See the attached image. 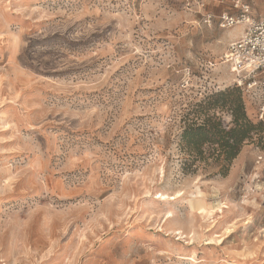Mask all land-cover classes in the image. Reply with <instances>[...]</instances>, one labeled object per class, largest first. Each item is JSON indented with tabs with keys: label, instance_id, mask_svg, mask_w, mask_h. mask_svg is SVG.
Instances as JSON below:
<instances>
[{
	"label": "rangeland",
	"instance_id": "374dc122",
	"mask_svg": "<svg viewBox=\"0 0 264 264\" xmlns=\"http://www.w3.org/2000/svg\"><path fill=\"white\" fill-rule=\"evenodd\" d=\"M243 1L264 14V0ZM236 11L0 0V264H264V121L251 99L261 128L225 176L184 173L178 158L185 112L233 86L220 57L243 25L217 18Z\"/></svg>",
	"mask_w": 264,
	"mask_h": 264
},
{
	"label": "trees",
	"instance_id": "16d2710c",
	"mask_svg": "<svg viewBox=\"0 0 264 264\" xmlns=\"http://www.w3.org/2000/svg\"><path fill=\"white\" fill-rule=\"evenodd\" d=\"M243 92L236 84L195 102L184 114L178 138L179 166L184 173L213 168L212 174L225 176L251 132L259 130L246 115ZM217 112H227L225 123Z\"/></svg>",
	"mask_w": 264,
	"mask_h": 264
},
{
	"label": "built area",
	"instance_id": "2783aa9c",
	"mask_svg": "<svg viewBox=\"0 0 264 264\" xmlns=\"http://www.w3.org/2000/svg\"><path fill=\"white\" fill-rule=\"evenodd\" d=\"M237 13L222 12L218 24L222 28L243 25L237 39L228 42L220 60L230 66L236 84L256 107V116L264 121V14L255 17L250 5L243 0H233ZM210 22V15L207 16Z\"/></svg>",
	"mask_w": 264,
	"mask_h": 264
},
{
	"label": "crops",
	"instance_id": "0c3cea01",
	"mask_svg": "<svg viewBox=\"0 0 264 264\" xmlns=\"http://www.w3.org/2000/svg\"><path fill=\"white\" fill-rule=\"evenodd\" d=\"M228 37H229V41H231V40L237 39L239 36H235V35L232 34L231 31H229Z\"/></svg>",
	"mask_w": 264,
	"mask_h": 264
},
{
	"label": "bare ground",
	"instance_id": "6f19581e",
	"mask_svg": "<svg viewBox=\"0 0 264 264\" xmlns=\"http://www.w3.org/2000/svg\"><path fill=\"white\" fill-rule=\"evenodd\" d=\"M163 195H165V194H163Z\"/></svg>",
	"mask_w": 264,
	"mask_h": 264
}]
</instances>
